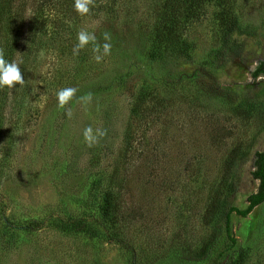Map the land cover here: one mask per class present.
<instances>
[{"label":"rangeland","instance_id":"obj_1","mask_svg":"<svg viewBox=\"0 0 264 264\" xmlns=\"http://www.w3.org/2000/svg\"><path fill=\"white\" fill-rule=\"evenodd\" d=\"M159 2L74 10L39 48H14L24 83L0 88V264H264V202L218 232L233 177L241 209L258 186L264 76L252 72L264 60V0H212L182 26L188 52L156 59ZM228 13L245 53L216 66ZM80 31L95 41L74 53ZM65 88L75 91L60 107ZM89 127L105 133L91 147Z\"/></svg>","mask_w":264,"mask_h":264},{"label":"trees","instance_id":"obj_2","mask_svg":"<svg viewBox=\"0 0 264 264\" xmlns=\"http://www.w3.org/2000/svg\"><path fill=\"white\" fill-rule=\"evenodd\" d=\"M212 0H160L155 9V19L152 25L151 33V55L154 58L161 57L168 50L173 52L187 53L188 41L183 38L182 26L191 19L197 18L203 13L207 3ZM118 0H90L89 14L94 16L101 14L112 15L118 11ZM75 0H0V51L2 57L11 62L14 60V48L23 45L26 41H31L35 47L46 40L43 34L45 29L54 32L57 29V35L61 33L59 27L66 24L65 18L73 17ZM103 12V13H102ZM230 14V13H228ZM226 22L222 32V44L215 54L214 65H226L235 57L244 55L246 42L241 37L243 31L239 28L236 18L231 14L222 17ZM28 23V25H27ZM29 31V35L24 37V29ZM27 33V31H26ZM2 48V49H1ZM23 57L26 54L20 50ZM19 53V54H20ZM254 77L264 76V60L260 61L252 72ZM7 89V86L3 87ZM139 97V102H140ZM145 100L144 96L141 101ZM135 113L138 112V105L135 104ZM238 156L230 155L227 159L226 169H230ZM249 156L240 157V164H245ZM253 170L251 174L258 181L256 191L248 196V205L241 209L233 205L232 199L238 184V175H235L233 181V190L223 201L221 222L219 223V237L223 232V223L229 224L233 212L247 216L256 206L264 202V149L257 150L252 159ZM107 210L112 205L111 197L106 198ZM117 209V208H116ZM115 209V210H116ZM213 241L205 245V253L211 252ZM229 264H242L233 259Z\"/></svg>","mask_w":264,"mask_h":264},{"label":"clouds","instance_id":"obj_3","mask_svg":"<svg viewBox=\"0 0 264 264\" xmlns=\"http://www.w3.org/2000/svg\"><path fill=\"white\" fill-rule=\"evenodd\" d=\"M89 2L90 0H75L74 3V9L81 15H84L89 12ZM78 43L74 48V53L80 49L83 48L86 44L89 43V41H95V37L90 34L86 33L84 31H80L77 34ZM105 39H108L107 36H105ZM110 49V45L105 43L103 45V52L105 55L108 54ZM97 60L100 59V56L96 57ZM24 78L21 75L20 68L18 66V63L15 60H12L11 62L5 60L3 57H0V88L7 86L8 88H12L16 84L23 85ZM74 89L72 88H65L61 89L56 93L58 105L60 107H63L69 99L73 96ZM105 135L103 131L100 129H97L95 134L93 133V130L89 127L85 129L84 132V139L88 143V146L91 147L92 144H94L97 141L98 137H102Z\"/></svg>","mask_w":264,"mask_h":264}]
</instances>
